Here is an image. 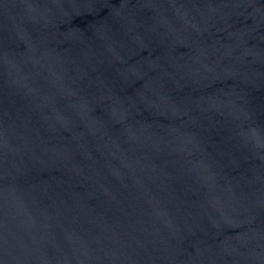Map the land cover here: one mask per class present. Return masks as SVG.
<instances>
[{"label": "water", "instance_id": "obj_1", "mask_svg": "<svg viewBox=\"0 0 264 264\" xmlns=\"http://www.w3.org/2000/svg\"><path fill=\"white\" fill-rule=\"evenodd\" d=\"M0 264H264V0H0Z\"/></svg>", "mask_w": 264, "mask_h": 264}]
</instances>
